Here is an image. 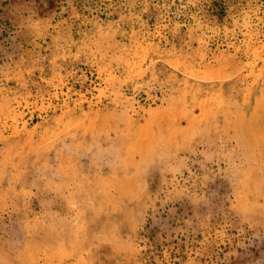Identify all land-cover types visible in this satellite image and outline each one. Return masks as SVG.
<instances>
[{
	"label": "rangeland",
	"instance_id": "1",
	"mask_svg": "<svg viewBox=\"0 0 264 264\" xmlns=\"http://www.w3.org/2000/svg\"><path fill=\"white\" fill-rule=\"evenodd\" d=\"M127 1L0 0V264H264V33Z\"/></svg>",
	"mask_w": 264,
	"mask_h": 264
},
{
	"label": "crops",
	"instance_id": "2",
	"mask_svg": "<svg viewBox=\"0 0 264 264\" xmlns=\"http://www.w3.org/2000/svg\"><path fill=\"white\" fill-rule=\"evenodd\" d=\"M57 1L48 0V10H52L51 8H54V4ZM177 1V6L180 9L178 10L180 12L179 15L182 16L180 19H176L175 23L180 27H188L191 41L199 39V41H204L206 44L218 41L225 43L241 41L256 42L258 32L261 30V24L262 28L264 27V12L260 8V0ZM140 2L139 4H142ZM133 3L135 4L134 0L127 1V4H125L126 13L121 16V21L114 20L115 22H108L110 28H117L118 24L127 25V22L131 19L132 8H134ZM27 21L28 23L24 26L26 29L29 28L26 30L27 35H29V43L34 44V41L38 39L35 28L39 29L38 33L47 34L45 25L48 23V50L50 49L51 52L58 54L72 51L65 49V44L71 43L68 38L70 36L68 30L70 29V25H65L62 20L53 22V20L48 19L47 22L42 19H30ZM90 24L91 29L89 31L92 32L93 30L95 32L97 25L93 22ZM16 27L20 28L21 24L16 25ZM99 27L101 28L102 26L99 25ZM100 31L101 29L98 31V34ZM204 49H206V46Z\"/></svg>",
	"mask_w": 264,
	"mask_h": 264
},
{
	"label": "built area",
	"instance_id": "3",
	"mask_svg": "<svg viewBox=\"0 0 264 264\" xmlns=\"http://www.w3.org/2000/svg\"><path fill=\"white\" fill-rule=\"evenodd\" d=\"M259 5H260V8H261L262 12H264V0H260ZM263 28H264V27H263ZM260 29H262V24H261ZM261 31H262V30H260V31L258 32V37H257V41H256V42H258V40H260V35L264 33V31H262V33H261ZM263 35H264V34H263Z\"/></svg>",
	"mask_w": 264,
	"mask_h": 264
},
{
	"label": "bare ground",
	"instance_id": "4",
	"mask_svg": "<svg viewBox=\"0 0 264 264\" xmlns=\"http://www.w3.org/2000/svg\"><path fill=\"white\" fill-rule=\"evenodd\" d=\"M246 144V143H245Z\"/></svg>",
	"mask_w": 264,
	"mask_h": 264
}]
</instances>
